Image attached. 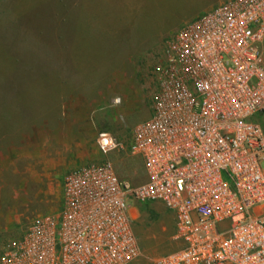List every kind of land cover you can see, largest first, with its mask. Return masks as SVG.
<instances>
[{"label": "built area", "instance_id": "obj_1", "mask_svg": "<svg viewBox=\"0 0 264 264\" xmlns=\"http://www.w3.org/2000/svg\"><path fill=\"white\" fill-rule=\"evenodd\" d=\"M154 72L150 114L129 139L96 136L103 153L138 160L144 180L109 160L75 167L61 208L33 218L0 264H129L136 203L174 216L179 246L155 264H264V0H224L184 23Z\"/></svg>", "mask_w": 264, "mask_h": 264}, {"label": "rangeland", "instance_id": "obj_2", "mask_svg": "<svg viewBox=\"0 0 264 264\" xmlns=\"http://www.w3.org/2000/svg\"><path fill=\"white\" fill-rule=\"evenodd\" d=\"M222 1L0 0L8 56L0 64L8 82L0 86V255L33 218L61 208L71 169L109 160L120 178L144 180L138 160L103 153L96 136L129 139L150 114L155 67L174 33ZM257 122L264 130V116ZM131 211L137 259L155 264L178 248L171 212L150 203Z\"/></svg>", "mask_w": 264, "mask_h": 264}, {"label": "trees", "instance_id": "obj_3", "mask_svg": "<svg viewBox=\"0 0 264 264\" xmlns=\"http://www.w3.org/2000/svg\"><path fill=\"white\" fill-rule=\"evenodd\" d=\"M0 5H1V2H0ZM1 15H5V17H6V11H1ZM8 22V21H7ZM9 23V22H8ZM7 23V24H8ZM5 24H6V20L5 19H2L1 17H0V32H2V29L5 27ZM5 34V35H4ZM4 34H3V32L2 33H0V64H3L5 61H6V58L8 57L7 56V54L6 55H4V53H3V49L2 48H4L3 46H4V44H3V41L2 40H4V41H6L5 40V36H6V33L4 32ZM19 58V53H16V55H14V56H12L11 58H8V60L12 63V64H15L18 60ZM7 81H6V79L5 80H2V81H0V86H7Z\"/></svg>", "mask_w": 264, "mask_h": 264}, {"label": "crops", "instance_id": "obj_4", "mask_svg": "<svg viewBox=\"0 0 264 264\" xmlns=\"http://www.w3.org/2000/svg\"><path fill=\"white\" fill-rule=\"evenodd\" d=\"M216 0H208V2L209 3H214ZM218 1V0H217ZM224 1V0H223ZM222 1V2H223ZM212 8V7H211ZM211 8H209V9H211ZM208 9V10H209ZM208 10H206V11H208ZM194 19V18H193ZM82 156V155H81ZM84 157V156H83ZM72 170V169H71ZM131 215H132V219L134 220V213H132V211H131ZM129 264H154V263H149V262H147V261H145L144 259H136V260H134V261H132L131 263H129Z\"/></svg>", "mask_w": 264, "mask_h": 264}]
</instances>
